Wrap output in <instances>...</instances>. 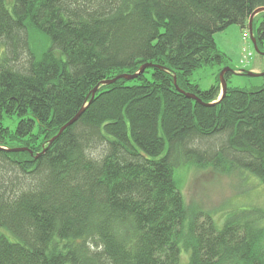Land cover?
Wrapping results in <instances>:
<instances>
[{
    "label": "trees",
    "instance_id": "16d2710c",
    "mask_svg": "<svg viewBox=\"0 0 264 264\" xmlns=\"http://www.w3.org/2000/svg\"><path fill=\"white\" fill-rule=\"evenodd\" d=\"M261 8L264 0H0V147L39 154L87 105L40 157L0 150V264H264V209L220 227L210 213L190 220L174 179L183 166H208L264 184V85L227 86L216 102L218 75L205 91L190 82L224 62L214 35L246 29ZM255 18L264 52V12ZM36 32L49 40L39 58ZM146 64L135 79L101 85ZM173 77L201 102L178 93Z\"/></svg>",
    "mask_w": 264,
    "mask_h": 264
},
{
    "label": "rangeland",
    "instance_id": "374dc122",
    "mask_svg": "<svg viewBox=\"0 0 264 264\" xmlns=\"http://www.w3.org/2000/svg\"><path fill=\"white\" fill-rule=\"evenodd\" d=\"M260 19L253 22V34L256 33ZM31 48L36 57L48 49L49 40L41 33H34L30 38ZM216 49L224 55V62L219 65H206L195 70L190 82L205 91L216 83L222 71L230 69L250 71L260 68L264 72V56L255 52L248 32V26L242 30L231 25L214 35ZM247 53L251 56L248 57ZM264 85V77H247L230 74L227 86L245 91H252ZM15 119H4V125L14 128ZM175 182L184 199L188 219L199 213H210L216 225L237 211H248L255 207L264 209V184L248 172L235 169L230 173H219L212 168L183 166L174 173ZM196 214V215H195ZM184 262V251L181 250Z\"/></svg>",
    "mask_w": 264,
    "mask_h": 264
},
{
    "label": "water",
    "instance_id": "95a60500",
    "mask_svg": "<svg viewBox=\"0 0 264 264\" xmlns=\"http://www.w3.org/2000/svg\"><path fill=\"white\" fill-rule=\"evenodd\" d=\"M261 12H264V8H261V9H257L249 18L248 20V32H249V35H250V39H251V42L254 46V50L256 53H258L259 55L261 56H264V52H261L256 44V39L254 37V34H253V27H252V22H253V19L256 15H258L259 13ZM151 66L150 64H146V65H143L142 68H140L139 72H137L136 74L134 75H126V74H122V75H119V76H116L114 79H112L111 81L110 80H106V81H103L101 82V85H109V84H112L113 82H115L116 80H119V79H125V80H132V79H135L137 74L138 73H141L143 72L144 68L146 67H149ZM227 72H230L231 74H234V75H239V76H247V77H264V72H260V73H256V72H252V71H244V70H239V71H232L230 69H226L224 71H222L218 76H219V79H220V85L221 86V89H220V96H218V101H220V99H222V96H224L226 94V91H227V82L225 81L224 79V75L227 73ZM173 83H174V87L175 89L178 91V93H182V94H185V96L187 98H190V99H193L197 102H201V100H199L198 98H196L195 95L193 94H189V93H186L182 90H180L176 84V78L173 77ZM95 91H96V88L90 92L92 95H91V100H90V103L94 97V94H95ZM208 105H213L212 104H208ZM87 105H85L77 114H75V116L69 121L67 122L65 125H62V127L59 129V132L57 133L56 136H53V138L48 142V145L47 147H45L44 150H42L41 153L39 154H36V155H33L32 151L28 150V148H12V149H6V148H2L0 147V150H3L7 153H23V152H28L31 156H33L34 158H38L40 157L44 151L58 138V136L61 135V133L67 128L69 127L71 124H73L74 122H76L81 113L83 112V110L85 109Z\"/></svg>",
    "mask_w": 264,
    "mask_h": 264
},
{
    "label": "crops",
    "instance_id": "0c3cea01",
    "mask_svg": "<svg viewBox=\"0 0 264 264\" xmlns=\"http://www.w3.org/2000/svg\"><path fill=\"white\" fill-rule=\"evenodd\" d=\"M250 71H252V72H256V73L263 72V71H261L260 68H252Z\"/></svg>",
    "mask_w": 264,
    "mask_h": 264
},
{
    "label": "built area",
    "instance_id": "2783aa9c",
    "mask_svg": "<svg viewBox=\"0 0 264 264\" xmlns=\"http://www.w3.org/2000/svg\"><path fill=\"white\" fill-rule=\"evenodd\" d=\"M247 56H248V57H250V56H251V54L247 53Z\"/></svg>",
    "mask_w": 264,
    "mask_h": 264
}]
</instances>
